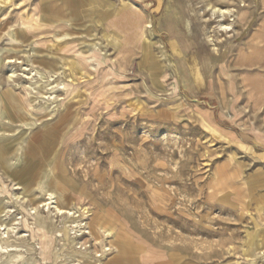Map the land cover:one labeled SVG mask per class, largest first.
I'll use <instances>...</instances> for the list:
<instances>
[{"label":"rangeland","instance_id":"374dc122","mask_svg":"<svg viewBox=\"0 0 264 264\" xmlns=\"http://www.w3.org/2000/svg\"><path fill=\"white\" fill-rule=\"evenodd\" d=\"M0 93V264H264V0H0Z\"/></svg>","mask_w":264,"mask_h":264},{"label":"bare ground","instance_id":"6f19581e","mask_svg":"<svg viewBox=\"0 0 264 264\" xmlns=\"http://www.w3.org/2000/svg\"><path fill=\"white\" fill-rule=\"evenodd\" d=\"M213 11V13H216V12H218V13H221L223 16H225V15H227V14H230V12H229V10H221V9H217V8H211ZM229 18V17H228ZM223 21V20H222ZM221 21V22H222ZM213 23V22H212ZM211 23V24H212ZM224 23V22H223ZM189 24H190V22H189V20H187V28H188V31L189 32H192V29L189 27ZM219 24V23H218ZM226 24H228V23H226ZM221 28H222V30H228L229 31V25H221ZM15 40V39H14ZM213 47V51L214 52H216L217 54H218V49L216 48V46H215V38L214 37H212V35H209L208 37H207V39H206ZM33 57V56H32ZM38 59V58H37ZM95 60V59H94ZM11 63V62H10ZM39 64V63H38ZM65 64V63H64ZM13 65V64H12ZM69 66H70V64H69ZM65 68H67V67H65ZM31 70V69H30ZM54 70V69H53ZM69 70V69H68ZM66 72V71H65ZM33 73V72H32ZM45 73V72H44ZM50 73V72H49ZM53 73V72H52ZM61 73V72H60ZM65 74V73H64ZM38 75V74H37ZM78 75H79V73H78ZM16 76V73H15V71H14V69H11V74L8 76V78L9 79H12L13 77H15ZM58 76V75H57ZM65 76V75H64ZM82 76V75H81ZM45 78V77H44ZM49 78V77H48ZM55 78V77H54ZM48 80V79H47ZM42 82V81H41ZM28 83V82H27ZM36 83V82H35ZM30 84H31V82H30ZM40 84V83H39ZM67 84V83H66ZM66 84H65V82H63V83H57V84H53L49 89L51 90V94L53 93V92H56L57 90H61V88H60V85H63V89L65 90V91H67L68 92V89H66ZM36 85V84H35ZM70 86V85H69ZM46 87V86H45ZM67 87H68V85H67ZM33 88H34V86H33ZM34 89H38V88H34ZM39 91V90H38ZM36 93H37V91H35ZM43 93V92H42ZM1 94V93H0ZM36 97V96H35ZM38 97V96H37ZM3 98V97H2ZM48 99L50 98V99H52L51 98V96H49V97H47ZM55 98V97H54ZM57 98V97H56ZM32 99H34V98H32ZM45 100V99H44ZM1 102V101H0ZM46 102V101H45ZM51 102V101H50ZM55 102V101H54ZM53 103V102H52ZM37 104V103H36ZM49 104V103H48ZM38 105V104H37ZM36 105V106H37ZM55 105V104H54ZM5 108V107H4ZM38 108V107H37ZM53 111V110H52ZM58 112V111H57ZM33 113V112H32ZM56 114V113H55ZM2 115V114H1ZM49 117V116H48ZM36 118V117H35ZM9 119V118H8ZM43 119V118H42ZM1 121V120H0ZM10 121V120H9ZM34 121V120H33ZM41 121V120H40ZM36 122V121H35ZM28 123V122H27ZM42 125V124H41ZM28 126V125H27ZM29 126H30V124H29ZM71 130H73V128L71 129ZM9 133V132H8ZM12 133V132H11ZM6 134V133H5ZM68 135V134H67ZM63 143V142H62ZM63 145V144H62ZM23 147V146H22ZM57 150V149H56ZM24 162V161H23ZM10 177V176H9ZM44 180V179H43ZM21 186V185H20ZM44 186V185H43ZM41 188H43V187H41ZM56 189V188H55ZM46 191V190H45ZM49 192H51V191H49ZM54 192V191H53ZM41 193V192H40ZM55 193V192H54ZM54 195H56V194H54ZM49 198L51 199H53V194L52 193H50L49 194ZM29 199V198H28ZM30 201V200H29ZM27 202V201H26ZM31 202V201H30ZM56 201H53V202H49V203H45L44 205H47V206H49L51 203H55ZM56 205V204H55ZM73 205V204H72ZM74 206V205H73ZM57 210L56 211H58L59 212V214L61 213V215H62V213H68L69 215H74L76 212H71L70 210L71 209H69V211H66V210H64V209H62L61 207H59L58 205H56V206H54ZM53 207V208H54ZM51 208H52V206H51ZM55 208H54V210H55ZM79 208V207H78ZM50 209V208H49ZM75 209V208H74ZM80 211L82 212L81 213V215L84 217L83 219H85V218H87V217H89V215H90V209L88 208V207H81L80 208ZM79 213V212H78ZM92 215V214H91ZM66 216V215H65ZM38 222H39V225H42V226H44V227H48V225H49V222H47V221H45L44 219H39L38 220ZM88 225H89V223H88ZM103 227V226H102ZM92 229V227L89 225L88 226V229ZM98 228V227H97ZM90 229V230H91ZM80 231V230H79ZM92 231V230H91ZM60 232V231H59ZM90 232V231H89ZM93 232V231H92ZM58 233V232H57ZM61 234H62V232H60ZM99 233V232H98ZM42 234V233H41ZM95 234V233H94ZM104 234L106 235V236H110V235H112L113 233H112V230H110V228L108 229V230H104ZM46 235V234H45ZM115 235H116V233H115ZM115 237V236H114ZM65 238V237H64ZM121 238V237H120ZM19 239V238H18ZM63 240V239H62ZM68 240H69V238H68ZM11 242V241H10ZM15 242V241H14ZM64 242V241H63ZM116 246V245H115ZM130 249V248H129ZM107 250H110V248L109 249H107ZM44 255V254H43ZM45 256V255H44ZM124 256V255H123ZM9 258V257H8ZM7 258V259H8ZM10 260V259H9ZM8 261V260H7ZM124 257H122V258H119V259H117L116 260V262H117V264H124ZM112 262V261H111ZM79 263H80V261H79Z\"/></svg>","mask_w":264,"mask_h":264}]
</instances>
